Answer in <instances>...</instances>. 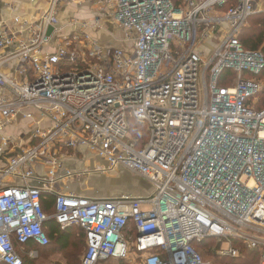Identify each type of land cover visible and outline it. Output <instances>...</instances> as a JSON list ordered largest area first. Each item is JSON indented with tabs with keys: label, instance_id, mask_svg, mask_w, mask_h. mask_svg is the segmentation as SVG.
<instances>
[{
	"label": "built area",
	"instance_id": "2783aa9c",
	"mask_svg": "<svg viewBox=\"0 0 264 264\" xmlns=\"http://www.w3.org/2000/svg\"><path fill=\"white\" fill-rule=\"evenodd\" d=\"M91 3V20L59 25L64 6ZM261 13L264 0H50L38 21L0 25V264H24L15 241L47 247L51 218L86 233L82 264H213L194 246L207 239L219 257L238 258L236 243L264 257V52L240 40ZM91 31L117 33L118 45ZM130 120L147 129L143 148ZM81 150L107 165L59 179ZM119 169L154 194L57 188Z\"/></svg>",
	"mask_w": 264,
	"mask_h": 264
},
{
	"label": "crops",
	"instance_id": "0c3cea01",
	"mask_svg": "<svg viewBox=\"0 0 264 264\" xmlns=\"http://www.w3.org/2000/svg\"><path fill=\"white\" fill-rule=\"evenodd\" d=\"M50 0H0V25L6 24L9 27H14L15 23H23L25 21H38L41 16L45 14L47 11V8L49 6ZM228 6V5H227ZM98 9V7L94 6L93 3L85 6V7H80L77 4H69L64 6L59 14V25L60 26H66L71 20H77V21H88L92 19V16L95 14V10ZM224 10V8H223ZM260 15H264V13L261 14H256L253 17H257ZM250 18V19H251ZM250 19L248 20V24L246 28H244L240 40L243 38L245 35L247 29L249 28V23ZM66 33L69 32V28H66ZM65 32V30H64ZM94 39H96L98 42L105 46H117L116 44V36L114 33L113 35H108L106 32H97L95 33L94 31H91L89 33ZM247 39V37H246ZM57 40H58V35H56L52 41V45L50 48H55L57 46ZM242 43V40H241ZM243 44V43H242ZM244 46V45H243ZM245 48V47H244ZM246 49V48H245ZM248 50V49H247ZM264 52V46L260 49ZM23 125L25 123H22ZM63 169L59 172V179L64 177L68 171L76 173V172H82L84 170H91L95 166L100 165V166H106L107 164L104 161H101L99 158L94 157L86 152V150H81L77 154V156L72 157L67 156L65 159L62 161ZM120 172V173H125L128 174L130 172L124 170V169H119L117 171L109 172L108 174H112L115 172ZM37 175L39 179H43L47 176V170L43 165H38L37 166ZM99 175H107V174H90L86 177H84L80 182H70L69 181H61L64 182L68 185V187L58 185V190H61V192H73L77 195H80L82 197H87L91 199H104L99 192L95 189L92 188V183L91 180L88 179V183H86V179L89 177H99ZM85 181V182H84ZM141 184L140 188L137 191L131 190H124L120 192L118 195H112L111 197L107 198H115V197H120L124 195H129L133 196L136 198H147L150 197L154 194L155 189L154 187L149 183L146 182L145 180L141 179ZM96 185L99 183V181H95L93 179V184ZM83 183H86L83 184ZM35 184V183H33ZM74 184V186H73ZM83 184V185H81ZM95 185V187H96ZM82 187V188H81ZM80 189H84L83 193H81ZM53 197V196H52ZM52 219V218H51ZM79 229V228H78ZM37 256L34 258L35 260H38L40 255L37 253ZM59 252H55V256H60ZM30 258V257H29ZM31 259V258H30ZM32 259V260H34ZM62 260L59 262L60 264H67L66 260L64 257H62ZM109 261L103 262L101 264H106Z\"/></svg>",
	"mask_w": 264,
	"mask_h": 264
},
{
	"label": "trees",
	"instance_id": "16d2710c",
	"mask_svg": "<svg viewBox=\"0 0 264 264\" xmlns=\"http://www.w3.org/2000/svg\"><path fill=\"white\" fill-rule=\"evenodd\" d=\"M175 3L176 6H182L183 0H171ZM233 1V0H232ZM230 4L224 7V10H228ZM249 28L247 29V35L243 36L242 43L244 47L248 50L257 51L260 50L264 46V15H260L257 17H253L250 19ZM245 33V34H246ZM247 37V39H246ZM258 80L264 82V72L258 76ZM260 101L261 103L258 104L256 107L258 111L264 109V89L260 94ZM130 133L133 139L137 142L138 148H143L147 142V129L145 125L138 123L135 120H130ZM52 196L48 194L42 195V206L44 212L49 216L52 217L55 214V202ZM133 229V225L130 226ZM44 230L49 239V245L47 247H40L35 245L34 243H28L27 245H20L16 241L14 242L15 248L17 251L23 256L24 264H36L38 260H32L29 258V252L35 251L41 255L43 251H51V252H59L62 257L66 260L67 264H82L83 258L86 255L88 250V239L86 233L78 229L76 227H71L69 229L63 230L60 225L54 219L48 220L44 224ZM76 232H80V235H76ZM77 240L74 244L73 241ZM215 244V245H214ZM211 245H214L215 250L209 251L211 249ZM194 246L197 250L203 255L209 256L211 253L216 254L221 248V244L217 242L215 239H207L203 242H195ZM237 248L240 249V255L243 251H247L248 249L243 246L242 244L236 243L235 245ZM86 247V252L83 255L82 249ZM74 248V251H71ZM209 249V250H207ZM247 249V250H246ZM217 250V251H216ZM206 252V253H205ZM261 252L260 251H250L248 257H241L238 258H224L219 257L218 253L217 256L220 260L225 261L229 260L232 261L230 264H239L241 261L246 260L249 261L253 258H259ZM260 259V258H259ZM254 264V261H251ZM127 264V261H109L106 264ZM60 264V263H56ZM229 264V263H227Z\"/></svg>",
	"mask_w": 264,
	"mask_h": 264
},
{
	"label": "rangeland",
	"instance_id": "374dc122",
	"mask_svg": "<svg viewBox=\"0 0 264 264\" xmlns=\"http://www.w3.org/2000/svg\"><path fill=\"white\" fill-rule=\"evenodd\" d=\"M245 35H247V33ZM117 38H118V40L120 39L119 36ZM116 44L118 45L117 41H116ZM25 127H26V125H24V126L20 125L17 128L16 135L18 136V133L23 128L25 129ZM88 179L91 180L92 188L97 190L99 192L98 194H100L103 198L111 197L114 194L118 195L120 192H122L124 190H131L132 189L133 191H137V190H139L140 184H141L140 177L137 176L136 174H133V173L125 174V173H120L119 171L115 172V173H112V174L99 175V177H94V176L89 177V178H87L85 180L86 183H88ZM93 179L95 181H99V183L97 185H96V182H95V184H93ZM86 183H83V184L86 185ZM83 184H81V185H83ZM95 185H96V187H95ZM73 186H74V184H73ZM80 190H81V193L84 194L83 193L84 189H80ZM75 234L76 235H80L81 233L80 232H76ZM76 242H77V240L75 239L73 241V243L75 244ZM214 245H211L210 246L211 249L210 250L207 249V250L213 252V250H215V247H213ZM71 251H74V248H72ZM82 252H83V255H84V253L86 252V247H84L82 249ZM59 255L60 256H55V252L43 251V252H41L40 259L37 261L36 264H56V263H59V262L63 261L62 260V255L61 254H59ZM248 255H249V250L243 251V253H241L240 256L247 258ZM204 258H205L206 261L211 262L213 264H227V263L230 264L232 262V261H229V260H225V261L220 260L218 258V256H217V252H216L215 255L212 254V253L209 256H207V255L205 256L204 255ZM259 258L258 259L257 258H253V259H251L249 261L243 260L239 264H253L251 261H254V264H263L264 257L262 256V253L260 254ZM127 262H128L127 264H134L132 262V260L131 261H127ZM71 264H73V263H71ZM113 264H115V263H113Z\"/></svg>",
	"mask_w": 264,
	"mask_h": 264
},
{
	"label": "water",
	"instance_id": "95a60500",
	"mask_svg": "<svg viewBox=\"0 0 264 264\" xmlns=\"http://www.w3.org/2000/svg\"><path fill=\"white\" fill-rule=\"evenodd\" d=\"M53 30H54V29H52V28L49 30V32H48V36H49V37L52 35Z\"/></svg>",
	"mask_w": 264,
	"mask_h": 264
}]
</instances>
